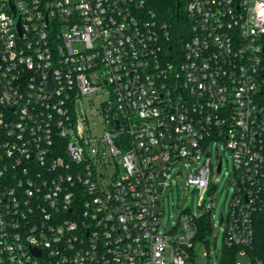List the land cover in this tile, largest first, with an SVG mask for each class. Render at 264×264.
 Wrapping results in <instances>:
<instances>
[{
  "label": "built area",
  "instance_id": "obj_1",
  "mask_svg": "<svg viewBox=\"0 0 264 264\" xmlns=\"http://www.w3.org/2000/svg\"><path fill=\"white\" fill-rule=\"evenodd\" d=\"M154 3L0 0V264H195L211 210L165 230L158 204L188 160L203 200L214 142L235 170L220 264H262L264 0H186L180 42Z\"/></svg>",
  "mask_w": 264,
  "mask_h": 264
},
{
  "label": "rangeland",
  "instance_id": "obj_2",
  "mask_svg": "<svg viewBox=\"0 0 264 264\" xmlns=\"http://www.w3.org/2000/svg\"><path fill=\"white\" fill-rule=\"evenodd\" d=\"M182 27L188 33L190 23H182ZM210 153L214 162L220 156L222 157L223 170L221 173H212L209 190L205 193L203 200L200 198L199 190L188 181L189 173L196 166L195 162L188 160L173 167V175L177 173L181 175L174 177L173 187L165 192L158 204V211L165 230H170L176 225L184 211L200 214L211 210V235L205 239L207 242L202 239H197L194 242L195 264H220L222 257L229 253L225 250L224 229L234 192L232 184L235 176L233 159L231 151L216 142L211 144ZM204 157L205 154L200 160H203ZM235 258L243 263H249L252 259L249 252L247 254L238 253Z\"/></svg>",
  "mask_w": 264,
  "mask_h": 264
},
{
  "label": "trees",
  "instance_id": "obj_3",
  "mask_svg": "<svg viewBox=\"0 0 264 264\" xmlns=\"http://www.w3.org/2000/svg\"><path fill=\"white\" fill-rule=\"evenodd\" d=\"M185 2L186 0H155L154 3L158 15L171 26L174 42H180V36L186 38L188 34L182 27V23L188 22ZM209 218V215L199 218V236L205 233ZM249 252L264 264V211L258 212L254 217V242Z\"/></svg>",
  "mask_w": 264,
  "mask_h": 264
},
{
  "label": "water",
  "instance_id": "obj_4",
  "mask_svg": "<svg viewBox=\"0 0 264 264\" xmlns=\"http://www.w3.org/2000/svg\"><path fill=\"white\" fill-rule=\"evenodd\" d=\"M221 171V163H219L218 172Z\"/></svg>",
  "mask_w": 264,
  "mask_h": 264
}]
</instances>
